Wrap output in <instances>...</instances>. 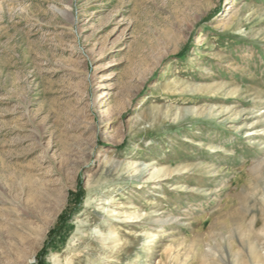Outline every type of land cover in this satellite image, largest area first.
<instances>
[{
  "label": "rangeland",
  "instance_id": "1",
  "mask_svg": "<svg viewBox=\"0 0 264 264\" xmlns=\"http://www.w3.org/2000/svg\"><path fill=\"white\" fill-rule=\"evenodd\" d=\"M0 264H264V0H0Z\"/></svg>",
  "mask_w": 264,
  "mask_h": 264
},
{
  "label": "bare ground",
  "instance_id": "2",
  "mask_svg": "<svg viewBox=\"0 0 264 264\" xmlns=\"http://www.w3.org/2000/svg\"><path fill=\"white\" fill-rule=\"evenodd\" d=\"M153 164H155V163L152 162V163L149 164L148 166L153 165ZM129 167H130V169H132V165L129 166ZM136 169H137V168H136ZM136 171H137V172H138V171H141V169L138 168ZM158 171H159V169H156V170H155V173H154V175H153L152 177H154L155 174H156ZM127 222H130V221H127ZM119 227H120V230L123 229V227H122L121 225H120ZM117 232H118L117 230L112 229L111 231H109V232L105 235V242L108 243V247H109L111 250L115 249V246H116L115 242H116Z\"/></svg>",
  "mask_w": 264,
  "mask_h": 264
},
{
  "label": "trees",
  "instance_id": "3",
  "mask_svg": "<svg viewBox=\"0 0 264 264\" xmlns=\"http://www.w3.org/2000/svg\"><path fill=\"white\" fill-rule=\"evenodd\" d=\"M53 233V232H52Z\"/></svg>",
  "mask_w": 264,
  "mask_h": 264
}]
</instances>
